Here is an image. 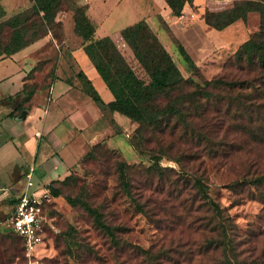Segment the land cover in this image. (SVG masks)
Instances as JSON below:
<instances>
[{
    "label": "rangeland",
    "instance_id": "obj_1",
    "mask_svg": "<svg viewBox=\"0 0 264 264\" xmlns=\"http://www.w3.org/2000/svg\"><path fill=\"white\" fill-rule=\"evenodd\" d=\"M234 1L220 0L211 8H230ZM74 7L73 0H57L52 8L53 20L48 22L43 18V11L34 7V0H0V58L5 56L2 51L4 47L12 46L16 29L20 30L27 43L47 38L45 46L40 48L45 53L39 52L36 62L25 71L26 85L18 95L19 101L28 88L47 92L58 67L62 39L66 36V19L74 26ZM259 24V12L249 11L245 20L238 19L223 34L230 41L238 43L258 30ZM77 35L80 36L78 33ZM56 43L60 44V48ZM238 45L199 66L198 72L187 64L184 67L178 60L177 66L184 76H191L201 84L203 79H210L220 73L225 60ZM133 66L156 101L167 108L166 100L151 85L139 63L136 62ZM242 76L246 74L243 73ZM23 105L30 104L27 101ZM101 109L107 110L105 107ZM109 123L111 132L103 133L92 143L67 174L74 176L69 180L73 183L60 181L66 175L54 183L59 186L61 195H53L47 202L44 242L36 248L35 258L39 260V264H82L81 242L88 244L100 256L102 264H129L126 252L114 246L109 235L94 224L92 215L80 204L71 205L63 196L80 195L84 188L96 191L97 187L105 184L107 190L103 194L111 200L110 207L117 215L116 219L126 221L131 228L128 233L119 234L120 237H126L144 248L152 245L153 250L176 246L181 250V255L185 256L184 259L181 257V264H264V105L250 107L243 116L227 117L224 126H203L202 121L198 128L200 137L176 136L172 143L168 136L160 142L154 137L148 143L145 142L144 146H138L137 122L128 117L125 124L116 123L112 119ZM97 143L111 156L109 159L105 158L102 164L97 161L98 151L93 149ZM155 159L159 170L151 173L155 179L162 177V182L176 175L184 180L185 175L193 173L202 176L208 185L206 191L224 208V213L232 222L233 231L241 240L239 248L242 251L237 258L223 247L207 249L205 245L212 235L209 236L208 232L191 223L187 224L193 212L186 213L180 207H175V203L179 201L193 202L199 207L198 213L205 214L207 201L194 187L182 184L179 187L181 191L179 188H170L168 191L166 183L161 191L151 193L143 190V196L135 195L144 210L134 204L125 192L116 162L125 161L134 169L147 167ZM5 169L0 167V173ZM129 172L134 178L135 172L127 169V174ZM189 181L191 184V179ZM131 189L133 190V185ZM2 191L0 190V264H23L21 241L5 225V219L12 208V202L6 199L11 191L4 194ZM104 195H96L94 199L87 196L85 198L102 208ZM148 207H151L149 213L145 211ZM213 237L217 238L218 235L214 233ZM89 256L92 260L93 257Z\"/></svg>",
    "mask_w": 264,
    "mask_h": 264
},
{
    "label": "trees",
    "instance_id": "obj_2",
    "mask_svg": "<svg viewBox=\"0 0 264 264\" xmlns=\"http://www.w3.org/2000/svg\"><path fill=\"white\" fill-rule=\"evenodd\" d=\"M192 1L165 0L174 15H180L184 4L192 3ZM56 2L57 0H34V7L43 11V18L51 22L54 17L52 8ZM253 10L259 12L258 30L253 31L227 57L217 76L203 79L201 84L195 82L191 76H184L181 73L170 53L145 20L137 21L121 29L120 33L123 39L132 50L137 63L142 67L151 85L166 100L167 108L156 101L154 94L146 88L143 80L138 76L133 64L126 60L108 35L88 42L85 45V51L111 91L113 99L104 102L87 79L82 83L83 88L99 105L111 111L116 110L139 124L136 129V145L138 146H144L145 142L148 143L154 137L160 142L168 136L171 143L174 142L176 136L200 137L198 128L202 121H204L203 126L205 124L224 126L227 117L243 116L250 110V107L258 104L264 105V0H235L230 8L205 9L202 13L207 24L221 29L237 19L245 20L247 13ZM74 31L80 34L83 40L90 39V32L77 15L74 18ZM173 41L184 62L198 72L199 66L193 62L182 44L175 38ZM28 43L23 40L20 30L16 29L12 38V46H5L2 51L5 52V55H9L25 47ZM243 73L246 76H242ZM25 83H23L20 93L24 89ZM33 93V88L27 89L18 106L14 108L18 114L25 108L23 103L29 101ZM94 146L93 149L98 151L96 152V155L99 156L97 161L101 164L105 158L111 157L110 153L100 146V143ZM176 161L180 162L179 159ZM116 165L126 194L142 210L144 207L137 201L135 195L143 196L141 192L143 190H149L151 193L161 191L166 183L168 191L170 188H181L182 184L194 187L207 201V209L205 214H201L198 213L199 207L193 202H176L175 207H180L186 213L193 212V216L190 217L187 224L191 223L196 228L208 232L209 236L212 235L205 245L207 249L214 250L223 247L226 251L229 250L235 258L241 253L242 248H239L241 240L233 231L230 217L224 213V208L210 197L206 191L208 185L202 176L193 173L190 176L185 175L184 180L176 175L169 178L168 181L162 182V177L155 179L152 174L159 170L157 159L147 167L134 169L122 160L117 161ZM127 169L135 172L134 178L130 172L127 174ZM73 177L71 174L66 175L60 181L72 184L73 182H69V180H72ZM57 181L59 179H53L50 183V189L54 196L61 195L59 186L54 184ZM132 185L134 192L131 189ZM180 188L179 191H181ZM106 190L105 184L97 187L96 191L84 188L80 195L64 194L63 196L71 205L80 204L92 215L94 224L109 235L114 246L126 252V260L130 261L129 264H181L182 258L184 259L185 256L181 255V250L176 246H174L175 248L172 246L167 249L153 250L152 245L144 248L126 237H120L119 234H126L131 228L126 224V221L116 219L117 215L110 207L111 200L103 194ZM96 195H104L102 208L85 198L87 196L94 199ZM150 210L151 207L145 209L148 213ZM11 231L21 241L22 258L24 259L23 239L19 234ZM214 233L218 235L217 238L213 237ZM80 247L82 248L80 253L82 264H102L100 256L88 244L81 242ZM89 255L93 257L92 260Z\"/></svg>",
    "mask_w": 264,
    "mask_h": 264
},
{
    "label": "crops",
    "instance_id": "obj_3",
    "mask_svg": "<svg viewBox=\"0 0 264 264\" xmlns=\"http://www.w3.org/2000/svg\"><path fill=\"white\" fill-rule=\"evenodd\" d=\"M73 1L74 13L90 32V39L78 36L66 19V36L62 39L55 78L46 93L34 91L28 101L30 105L19 114L14 108L19 103L25 71L36 62L38 53H43L40 48L45 46L47 38H39L0 58V167L6 168L0 173V190L2 194L11 191L6 199L12 205L24 191L30 168L34 188L50 187L53 179H61L75 167L103 133L111 132V119L119 124L127 122L128 117L116 110L102 111L103 106L82 88L81 82L87 79L104 102L113 99L85 51L88 42L108 35L126 60L135 64V56L120 31L145 20L175 63L178 60L184 67L186 63L178 53L174 38L198 66L242 42L234 43L223 34L238 19L221 29L203 19V11L212 10L211 6L220 0L187 2L180 15H174L165 0ZM59 45L56 43L60 48Z\"/></svg>",
    "mask_w": 264,
    "mask_h": 264
},
{
    "label": "built area",
    "instance_id": "obj_4",
    "mask_svg": "<svg viewBox=\"0 0 264 264\" xmlns=\"http://www.w3.org/2000/svg\"><path fill=\"white\" fill-rule=\"evenodd\" d=\"M53 194L48 185L33 187L32 168L26 174L24 191L13 203L5 225L23 239L24 263L39 264L36 248L44 242V225L47 220L46 206ZM14 264H19L15 262Z\"/></svg>",
    "mask_w": 264,
    "mask_h": 264
},
{
    "label": "water",
    "instance_id": "obj_5",
    "mask_svg": "<svg viewBox=\"0 0 264 264\" xmlns=\"http://www.w3.org/2000/svg\"><path fill=\"white\" fill-rule=\"evenodd\" d=\"M22 112H24V110H21Z\"/></svg>",
    "mask_w": 264,
    "mask_h": 264
}]
</instances>
